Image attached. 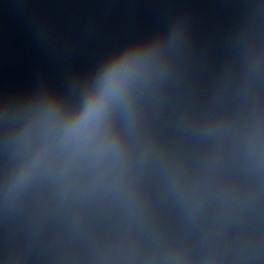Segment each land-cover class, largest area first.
Here are the masks:
<instances>
[{
  "label": "clouds",
  "instance_id": "clouds-1",
  "mask_svg": "<svg viewBox=\"0 0 264 264\" xmlns=\"http://www.w3.org/2000/svg\"><path fill=\"white\" fill-rule=\"evenodd\" d=\"M93 110V105H89V111L91 112Z\"/></svg>",
  "mask_w": 264,
  "mask_h": 264
}]
</instances>
